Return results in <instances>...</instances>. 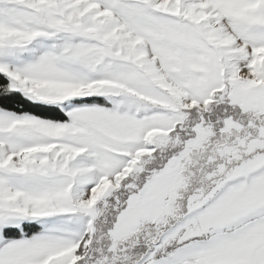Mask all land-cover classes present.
Here are the masks:
<instances>
[{"label":"snow or ice","instance_id":"6c2138e0","mask_svg":"<svg viewBox=\"0 0 264 264\" xmlns=\"http://www.w3.org/2000/svg\"><path fill=\"white\" fill-rule=\"evenodd\" d=\"M0 264H264V0H0Z\"/></svg>","mask_w":264,"mask_h":264}]
</instances>
